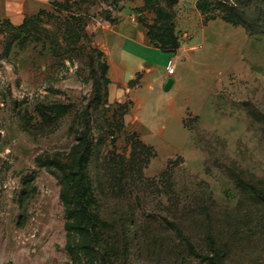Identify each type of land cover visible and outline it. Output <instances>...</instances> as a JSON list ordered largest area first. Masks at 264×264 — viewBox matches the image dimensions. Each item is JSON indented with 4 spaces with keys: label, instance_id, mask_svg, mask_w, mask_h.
<instances>
[{
    "label": "rangeland",
    "instance_id": "rangeland-1",
    "mask_svg": "<svg viewBox=\"0 0 264 264\" xmlns=\"http://www.w3.org/2000/svg\"><path fill=\"white\" fill-rule=\"evenodd\" d=\"M125 24L156 72L176 60L169 91L138 63L111 96ZM217 238L233 261L208 260ZM0 264H264V0H34L0 19Z\"/></svg>",
    "mask_w": 264,
    "mask_h": 264
},
{
    "label": "crops",
    "instance_id": "crops-1",
    "mask_svg": "<svg viewBox=\"0 0 264 264\" xmlns=\"http://www.w3.org/2000/svg\"><path fill=\"white\" fill-rule=\"evenodd\" d=\"M33 1L0 0V19L11 17L16 21H20L27 12L28 3H32ZM106 51L110 65V77L113 82L111 96L114 100L124 99L126 97L125 90L130 91L129 81L141 74L137 71L138 63L142 65L145 76L152 75L154 80L152 90L163 91L164 83L170 77L167 74L166 67L162 68V71L158 73L154 65H149L157 53L156 51L160 50L147 42L135 26L125 24L123 27H120ZM171 57L174 58L173 56ZM171 57H168V59ZM145 64L147 65L146 67L144 66ZM176 74H178V70ZM176 74L172 76L175 79L174 85L177 83ZM120 86H123L121 91L117 89Z\"/></svg>",
    "mask_w": 264,
    "mask_h": 264
},
{
    "label": "trees",
    "instance_id": "trees-1",
    "mask_svg": "<svg viewBox=\"0 0 264 264\" xmlns=\"http://www.w3.org/2000/svg\"><path fill=\"white\" fill-rule=\"evenodd\" d=\"M228 210H230L231 212H233L230 208H228ZM229 215H226L225 218H228ZM233 217H230V219L232 220ZM218 239H212L210 240L211 243V250L215 252V254H213L212 256L207 257L209 261H213V262H220L219 259H223L224 257H226V259L233 261L232 256L234 255V250H235V246L238 244V241L236 239H233L231 242H229V240L227 242H224L223 244H219L218 243ZM220 241V240H219ZM218 245H223V247L225 249H227V252L224 256V252L220 254V246ZM224 256V257H223Z\"/></svg>",
    "mask_w": 264,
    "mask_h": 264
},
{
    "label": "built area",
    "instance_id": "built-area-1",
    "mask_svg": "<svg viewBox=\"0 0 264 264\" xmlns=\"http://www.w3.org/2000/svg\"><path fill=\"white\" fill-rule=\"evenodd\" d=\"M166 71L169 76H174L177 72L176 70V60L174 58H169L166 65Z\"/></svg>",
    "mask_w": 264,
    "mask_h": 264
},
{
    "label": "water",
    "instance_id": "water-1",
    "mask_svg": "<svg viewBox=\"0 0 264 264\" xmlns=\"http://www.w3.org/2000/svg\"><path fill=\"white\" fill-rule=\"evenodd\" d=\"M175 83V79L173 77H168L164 83L163 89L164 91H169Z\"/></svg>",
    "mask_w": 264,
    "mask_h": 264
}]
</instances>
